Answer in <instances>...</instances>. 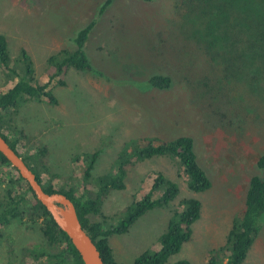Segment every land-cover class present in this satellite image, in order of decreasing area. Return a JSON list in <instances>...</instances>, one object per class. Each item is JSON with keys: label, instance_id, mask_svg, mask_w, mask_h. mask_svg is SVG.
<instances>
[{"label": "rangeland", "instance_id": "obj_1", "mask_svg": "<svg viewBox=\"0 0 264 264\" xmlns=\"http://www.w3.org/2000/svg\"><path fill=\"white\" fill-rule=\"evenodd\" d=\"M105 1L0 0V33L8 40L11 70L24 74L25 50L33 61L34 79L49 83L58 100L22 103L13 112L15 132L9 135H20L18 148L26 157L45 149L37 157L43 180L56 187L80 185L82 193L93 196L96 179L116 174L118 156L131 140L192 136L198 161L212 180L209 190L191 192L175 158L137 160L125 178L126 187L110 190L101 211L89 217L116 226L161 172L179 184L180 194L147 211L126 233L111 235L114 257L133 264L145 251L158 250L173 212L184 198L196 197L202 202L201 217L193 225L192 239L171 261L207 264L212 252L226 245L234 219L244 209L250 178L264 176L256 166L264 153V55L255 47L257 36L240 32L228 20L231 31L208 46L197 30L202 28L199 8L188 17L182 0H113L100 13ZM215 1L220 7L214 10L226 9L228 1ZM244 3L236 0L235 9ZM92 20L96 25L86 51L101 74L70 68L53 77L49 56L74 49L73 36ZM153 74L170 75L172 88L141 89ZM18 80L0 65V93ZM96 151L100 154L92 177L85 182L88 163L77 158ZM13 173L0 166V193ZM9 233L11 239L0 242V264H25V250L44 241L40 227L31 223H15ZM243 264H264V223Z\"/></svg>", "mask_w": 264, "mask_h": 264}, {"label": "trees", "instance_id": "obj_2", "mask_svg": "<svg viewBox=\"0 0 264 264\" xmlns=\"http://www.w3.org/2000/svg\"><path fill=\"white\" fill-rule=\"evenodd\" d=\"M226 1H228L226 9L216 11L214 8H219L220 4H217L215 0H182L186 8L189 9L188 17H193V13L198 12L197 7L199 8L200 13L197 20L200 21L199 24L202 28L198 29L194 26L201 33V37L205 39L208 46L219 41L223 33L231 31V27L227 24L229 20L239 27L240 32L246 31L257 36L255 47L264 55V0H244L246 3L242 5L241 9H235L236 0ZM112 2L113 0H106L100 8V13H103ZM199 2H203L202 7L198 6ZM95 25L96 20H92L75 33L72 38L75 45L74 49H63L49 56L48 63L54 68L53 77L64 76L70 68L100 73L91 64L86 51V42ZM22 61L24 74L11 70L8 40L3 33H0V65L6 70L12 71L19 78L6 92L0 93V134L23 157L47 192H61L73 200L83 227L94 240L106 264H125L119 263L114 257L109 242L111 235L126 233L134 222L147 211L168 205L180 194L179 184L160 172L154 179L151 189L144 193L140 200L128 207L124 218L116 226H107L104 222L92 221L89 215L101 211L104 196L112 189H124L126 187L125 178L130 167L134 166L137 160H145L155 156H170L177 159L181 164L187 179V187L191 192L201 193L212 187L211 178L198 161L195 140L190 135H180L170 140H160L153 137L131 140L118 156L116 174L100 176L96 179L97 186L94 196L87 195V191L82 193L80 185L56 187L52 181L43 180V171L39 168L37 157L45 149L34 157L24 156L18 148L21 141L20 135H9V133L15 132L10 123L13 112L28 100L40 101L43 97H48L52 103H57L58 100L48 90L49 83L34 79L33 61L25 50L22 51ZM60 83L64 84L63 81ZM172 86L173 78L170 75L153 74L141 89L168 90ZM99 154L100 151H96L86 153L82 157L78 156V161L88 163L84 175L85 182L92 177L91 171ZM81 158L83 159L80 160ZM0 166H6L14 172L9 175L7 186L0 193V242L3 243L4 240L11 239L9 230L13 224L18 222L31 223L40 227L44 241L25 250V264H84L69 236L57 225L45 206L37 200L28 182L21 177L1 152ZM256 166L264 172V153L259 156ZM201 213V200L196 197L184 198L181 207L173 212L167 231L160 237L159 249L154 252L145 251L135 259L133 264H191L188 259L172 262L171 257L178 254L183 246L192 239L193 225L201 217ZM263 223L264 176L255 174L250 178L244 209L234 219L227 236L226 245L220 250L213 251L207 264H243L262 229ZM8 244L11 254L13 252L12 245L10 242ZM222 251H225L224 257L220 254Z\"/></svg>", "mask_w": 264, "mask_h": 264}, {"label": "water", "instance_id": "obj_3", "mask_svg": "<svg viewBox=\"0 0 264 264\" xmlns=\"http://www.w3.org/2000/svg\"><path fill=\"white\" fill-rule=\"evenodd\" d=\"M0 152L30 185L57 225L69 236L84 264H106L90 234L83 227L72 199L61 192H47L26 161L0 134Z\"/></svg>", "mask_w": 264, "mask_h": 264}]
</instances>
